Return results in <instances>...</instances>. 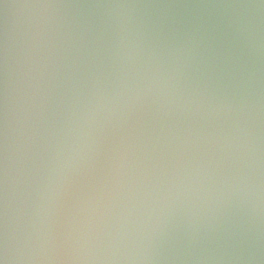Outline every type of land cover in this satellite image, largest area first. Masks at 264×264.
Instances as JSON below:
<instances>
[{
  "label": "water",
  "instance_id": "1",
  "mask_svg": "<svg viewBox=\"0 0 264 264\" xmlns=\"http://www.w3.org/2000/svg\"><path fill=\"white\" fill-rule=\"evenodd\" d=\"M70 234L264 264V0H0V259Z\"/></svg>",
  "mask_w": 264,
  "mask_h": 264
},
{
  "label": "clouds",
  "instance_id": "2",
  "mask_svg": "<svg viewBox=\"0 0 264 264\" xmlns=\"http://www.w3.org/2000/svg\"><path fill=\"white\" fill-rule=\"evenodd\" d=\"M124 8L131 5H116ZM119 239V234L115 237ZM46 251H35L31 259L37 264H147L151 257L128 252L124 254L119 248L109 250L106 254H97L92 238L81 243V237L70 234L60 237L50 236ZM0 264H6V258L0 259Z\"/></svg>",
  "mask_w": 264,
  "mask_h": 264
}]
</instances>
